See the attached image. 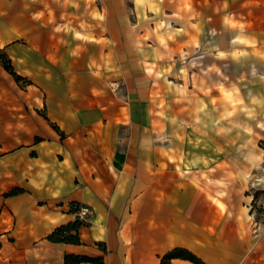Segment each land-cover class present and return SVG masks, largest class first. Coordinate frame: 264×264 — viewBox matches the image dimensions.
<instances>
[{
	"label": "crops",
	"instance_id": "1",
	"mask_svg": "<svg viewBox=\"0 0 264 264\" xmlns=\"http://www.w3.org/2000/svg\"><path fill=\"white\" fill-rule=\"evenodd\" d=\"M2 53L0 264H264V0H0Z\"/></svg>",
	"mask_w": 264,
	"mask_h": 264
},
{
	"label": "trees",
	"instance_id": "2",
	"mask_svg": "<svg viewBox=\"0 0 264 264\" xmlns=\"http://www.w3.org/2000/svg\"><path fill=\"white\" fill-rule=\"evenodd\" d=\"M0 62L3 67L10 72L15 80H20V76L17 75L9 62V59L4 56V54H0ZM20 188H14L10 192H18ZM80 226L79 221H72L63 225L56 227L51 233L47 235V238L51 241L57 242H69V243H79L80 239L77 233V229ZM102 250H105V246L100 244ZM173 257H180L184 259H188L195 264H204L203 261L194 255L189 250L182 247H175L164 253L160 257L161 264H171L170 259ZM82 262L85 263H93V264H104L102 256H89L84 254H65L64 255V264H80Z\"/></svg>",
	"mask_w": 264,
	"mask_h": 264
},
{
	"label": "built area",
	"instance_id": "3",
	"mask_svg": "<svg viewBox=\"0 0 264 264\" xmlns=\"http://www.w3.org/2000/svg\"><path fill=\"white\" fill-rule=\"evenodd\" d=\"M89 207L87 205H80L77 209H76V219L77 220H83L85 219V216L89 213Z\"/></svg>",
	"mask_w": 264,
	"mask_h": 264
}]
</instances>
